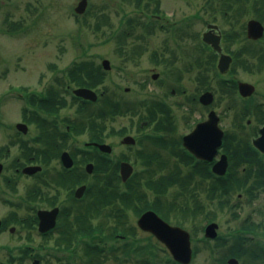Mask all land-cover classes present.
Listing matches in <instances>:
<instances>
[{"label": "flooded vegetation", "instance_id": "flooded-vegetation-1", "mask_svg": "<svg viewBox=\"0 0 264 264\" xmlns=\"http://www.w3.org/2000/svg\"><path fill=\"white\" fill-rule=\"evenodd\" d=\"M249 2L251 7L247 8ZM219 5L227 23L225 26L217 21L207 22L205 31L199 36L201 39L187 38L190 39L186 41L187 47L176 46L171 52L163 49L152 53L156 63L163 64L165 70L152 74L158 85L152 88L154 98L149 103L132 112L126 108L138 105H128L126 101L121 105L114 104L123 110V113H116V117L127 114L138 117L139 123L133 133L127 128L113 130L107 125L114 115V98L107 88H102L105 80L94 88L97 100L86 103L80 98L73 107L68 104L66 107H32L30 87H11L8 94L3 95V104L17 98L24 102V107H15L12 112L9 107H0V238L16 239L0 244L9 261L5 264H24L13 261L18 253L22 256L42 253L44 259H48L66 247L76 248L81 239L100 229L105 216L112 215V211L121 226L128 229L125 221L128 207L118 196H128L137 189L141 191V201L135 202L141 209L137 223L148 210H154L166 222L172 223L170 214L190 211L192 193L188 199L182 190L176 189L187 185V180H182L185 169L195 184L209 191L206 201L200 202L199 206L206 221L203 240L217 242L218 248H225L226 260L223 262L226 264H232L231 261L240 264L241 258L247 256L240 243L253 248V258L262 259L264 232L258 231L260 226L246 233H223L219 240L212 241L205 233L209 224L217 223L216 208L222 210L234 202V205L245 199L250 202L253 197L264 195V154L253 146L264 127V116L255 135L244 141V145L239 141L242 115L250 112L249 115L259 116V108L264 107V91L245 77L252 74L247 59L256 60V68L264 69V45H258L264 36L259 39L249 36L251 20H258L264 26V0H219ZM248 9L256 13L252 12L254 16L240 24V17L246 15ZM157 15L164 23L160 29L167 27L169 30L172 25H177L167 17ZM182 23H187V19ZM212 24L217 28L210 29ZM206 33L211 39H220L219 50L204 41ZM139 48L138 53L142 54V46H138L135 53ZM176 49H179L178 53ZM176 62L183 64L185 77L178 72L182 69ZM242 83L255 85L254 93L243 94ZM61 84L59 82L58 87L52 89L62 90ZM257 95L260 98L256 99ZM242 107L244 113L241 114ZM212 114L217 119V127L211 133L212 140L205 143L208 129L196 131L211 121ZM260 114L264 115V111ZM224 120L230 123V129L225 127ZM247 124L251 126L252 120L248 119ZM221 132L222 138L215 147ZM113 134H118L114 144ZM136 160L141 166L139 173ZM123 163L134 167L132 177L135 175L134 180L137 178L141 185L112 184L114 174L121 177ZM223 165H226L223 170L228 176L226 180L218 176ZM37 167L40 170H35ZM241 175L245 176L241 178ZM148 176H153L158 184L155 189L143 183ZM226 185L240 191L234 193L227 190ZM114 192L117 195L112 199ZM150 194H153L151 202L147 198ZM236 194L239 200L233 199ZM16 199H19L17 205ZM146 205L148 208L143 210ZM164 206L169 210L166 211ZM41 214L46 223L55 216L54 226L46 232L41 231ZM98 218L101 220L95 224L93 221ZM125 233L134 236L135 232ZM34 235L42 240L40 246L32 244ZM114 237L124 240L129 236L118 234ZM52 239L58 241L57 247L49 246ZM17 240L23 242L18 246ZM228 245H232L231 249ZM37 257L34 261L40 264Z\"/></svg>", "mask_w": 264, "mask_h": 264}, {"label": "rangeland", "instance_id": "rangeland-1", "mask_svg": "<svg viewBox=\"0 0 264 264\" xmlns=\"http://www.w3.org/2000/svg\"><path fill=\"white\" fill-rule=\"evenodd\" d=\"M79 1L0 0V107H9L10 112L15 107H24V102L18 98L4 104L1 103V98L11 87H30L33 94L41 96L52 87L56 89L59 82L68 77L67 70L76 61H90L101 65L103 59H109L113 68L110 72H105V82L102 88L105 87L111 92L114 101H120V103L126 101L128 105L134 103L138 107L132 108H142V104L146 105L150 102L149 100L154 98L152 88L158 85V82L152 79V74L164 73L165 70L163 64L158 65L154 60L152 54L154 51L168 49L171 52L176 46L187 47L189 43L186 41L190 40L187 38H200L199 36L206 29L207 22L217 21L224 26L227 24L220 12L219 0H152V2L145 0L143 3L146 6L142 9L146 15H143L141 20L138 18L140 8H137L136 1L88 0L89 6L86 13L78 17L75 7ZM250 7L249 2L247 8ZM154 9H158L159 14L177 23L175 29L167 30L165 27L166 29L150 30L146 27L143 23L148 21L147 15L154 13ZM248 11L246 15L240 17V24L254 16L252 12L255 11L249 9ZM186 19L187 23L181 24ZM97 23L100 29L96 28ZM9 25L10 27H8ZM258 45L263 46L264 40L262 39ZM138 46L143 47L142 54L138 53L140 48L135 54ZM178 50L176 49L177 53ZM137 55L139 56L137 57ZM247 61L252 68V74H246L245 77L254 82L258 89L264 91V69L256 68V60L250 58ZM177 62V67L182 69L178 72L185 77L183 64ZM154 68L157 69L151 71ZM62 86L63 84L59 85V88L63 89ZM71 86L72 88H66L70 104L72 103L74 85ZM258 98H260L259 95L256 96V99ZM242 113H244L243 107L241 108ZM263 116V114H259V116L251 114L241 118L240 127L242 126V128L239 132V141L242 142V145H244V141L255 135L257 128L262 125ZM112 118L107 121V125L113 130L127 128L129 132L133 133L135 125L139 123L138 117L131 114L117 117L113 115ZM248 119L252 120L251 126L247 124ZM224 125L230 129V123L227 120H224ZM117 135L113 134V144L117 141ZM136 163L139 173L141 166L138 160ZM188 175L187 169L182 171V180L186 179L187 185L185 187L183 185L181 188L176 187V189L178 192L182 190V194H186L188 199L192 193L191 202H189L190 211L187 214L183 212L170 214L172 215L171 224L182 226L192 234V247L197 250L192 264H226L223 262L226 260L225 248H218L217 242L206 243L203 240L202 232L206 221L202 218L199 206L200 202L204 204L209 191L202 185L195 184L194 178ZM243 176L245 175L239 177ZM191 182L194 183V185L192 183V190ZM171 190L175 193V188ZM172 191L170 192L173 193ZM239 191L235 190L234 193ZM237 194L233 199L239 200ZM152 197L153 194L147 197L149 202L152 201ZM16 200L15 204L17 205L19 199ZM234 203L225 206L222 210L215 209L219 215L215 221L218 223L221 233L238 231L239 228L247 225H250V228L260 226L258 231L264 232V195L253 197L250 202L245 199L240 204L234 205ZM137 208L136 206L135 212L134 208L132 212L129 207L126 211L127 219L125 221L128 229L135 228L136 230V234L133 236L136 243L131 245L127 251L130 253L129 257L122 254L116 259L108 258L105 264H158L160 262V264H164L163 261L167 263L171 260L170 253L168 250L167 252L164 250L160 242L137 228V217L139 216ZM146 208L148 205L143 207V210ZM164 209L169 210L165 206ZM112 213V215L105 216L103 222L106 223V235H110L112 232L120 233L121 229L123 230L121 222L115 217V212L112 211ZM100 220L98 218L93 222L97 224ZM102 237L104 240L108 239L107 236L102 235ZM111 237L115 238L116 236ZM15 240L14 238H10V240L0 238V244L12 243ZM21 242L23 241H16L18 246ZM57 242L56 239L49 240V246L57 247ZM126 242V240L120 241L118 245L121 246ZM41 243L42 240L34 235L32 244L40 246ZM74 244L76 245V241ZM240 244V248L245 250L244 255H247L246 257L241 256L240 264H261L262 261L264 262V255L260 256L262 259L259 260L257 259L259 257L253 258V248L248 244ZM232 245H228L227 248L231 249ZM81 248L82 245L77 246L76 249L71 248L73 252L60 254L63 258L62 262L48 258L40 264H84L85 258ZM19 255L20 253L17 254V257ZM2 258L5 257L0 248V260ZM28 258L30 260H23L24 264H32L33 259ZM122 258L125 262L122 261Z\"/></svg>", "mask_w": 264, "mask_h": 264}, {"label": "water", "instance_id": "water-1", "mask_svg": "<svg viewBox=\"0 0 264 264\" xmlns=\"http://www.w3.org/2000/svg\"><path fill=\"white\" fill-rule=\"evenodd\" d=\"M86 8H87V0H81L78 7L76 8V12L79 14H82L86 11ZM210 27L217 28V26H210ZM262 35H263V27L261 23L257 21H251L249 23V36L254 39H257L261 37ZM219 40H220L219 38H214V39L209 38L208 34L205 35V41L210 42L218 50L220 49ZM103 64H104L105 69L109 70L111 68L110 62L108 60L104 61ZM241 89L245 95H251L254 91V87L248 84H243L241 86ZM75 94L77 96H81L86 99L96 100L97 98L96 94L92 90H89V89L75 90ZM216 121L217 119L214 118L212 114L211 121L206 123L205 125L200 126L199 130L196 131L197 133L198 132L200 133L202 128L204 129V131L208 129L205 132L206 135L204 136L205 143L207 142L209 143L212 140L211 133L216 131L215 129L217 127ZM262 133H263L262 137L256 141V144L262 151H264V129L262 130ZM222 135H223L222 132L221 134L219 133L218 142L214 144L215 147L218 145V143H220V137L222 138ZM102 147L106 148L107 146H102ZM108 151H110V149ZM225 167L226 165H223V167L220 168L221 171L225 170ZM90 168L92 169V166H90ZM35 170H38V169L35 168ZM132 171H133V168L131 167L130 164L128 163L122 164L121 172H122L124 181H126L130 177ZM43 218L44 216L41 214V219H42L41 231H46L54 226L55 216L53 217L52 221L49 223H46V221H44ZM139 226L143 230L153 233L159 240L164 242L168 246V248L171 250L172 254L177 260L185 264L190 263L191 258H192V251L190 248V236L185 230H183L180 227L169 226L167 223L159 219L152 212L146 213L139 220ZM215 228H216V225H211L208 228V233L209 234L211 232L214 233ZM231 263L236 264L234 263V261H231Z\"/></svg>", "mask_w": 264, "mask_h": 264}, {"label": "trees", "instance_id": "trees-1", "mask_svg": "<svg viewBox=\"0 0 264 264\" xmlns=\"http://www.w3.org/2000/svg\"><path fill=\"white\" fill-rule=\"evenodd\" d=\"M140 7V6H139ZM8 21V19H6ZM9 24V21L7 22ZM10 27V25L8 26ZM15 27V26H14ZM97 29H100V26L97 23L96 26ZM104 72L100 66H97L94 62H87V61H76L69 69L67 70V78L63 79L62 82L64 84H70L74 85L75 87H89V88H95L99 83L103 82L105 80ZM53 88V87H52ZM49 89L46 94L44 95H37L36 93L31 95V101L34 107H65L68 104V99L65 96L63 92H60L59 89L54 90V89ZM66 92V91H64ZM77 98L73 96V105L77 102ZM119 104L120 101H113L112 100V105L114 107L113 109V114L115 115L116 113H123L122 108L120 105L118 108L115 107L114 104ZM127 111H135V108L128 107L126 108ZM237 178V177H236ZM112 184L116 182H121L119 180V177L114 174L112 176ZM235 182V181H234ZM137 184L141 185L140 181H132L130 184ZM146 186L149 187L150 189H155L158 184L154 182L153 176H148L146 180ZM231 184V183H230ZM160 188V187H159ZM228 189H232L233 186L229 185L226 187ZM116 192L112 194V199L115 198ZM140 195L141 191L140 189H137L135 191H132L130 195L128 196H123L119 195L118 198L123 201V203L129 207V208H134L137 206L135 202L141 201L140 200ZM109 197V196H108ZM139 208V207H138ZM141 209L139 208V211L137 213L139 214ZM106 223L101 224L100 227V232H105L106 230ZM124 226V225H122ZM133 231V229H130ZM83 256L85 258L84 264H105L108 258H117L115 255H108L106 254L102 249L98 247L92 248V246H88L87 244L84 246L82 250ZM82 259V258H81Z\"/></svg>", "mask_w": 264, "mask_h": 264}]
</instances>
